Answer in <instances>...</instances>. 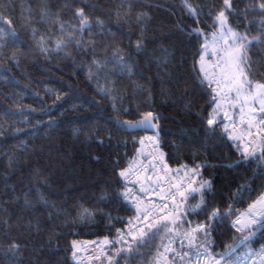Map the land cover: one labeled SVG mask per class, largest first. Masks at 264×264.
<instances>
[{
	"label": "trees",
	"instance_id": "obj_1",
	"mask_svg": "<svg viewBox=\"0 0 264 264\" xmlns=\"http://www.w3.org/2000/svg\"><path fill=\"white\" fill-rule=\"evenodd\" d=\"M191 2L204 5L212 0ZM45 3L49 5L51 12H59L64 22L73 19L72 12L64 8L65 0H0V9L8 6L9 10L4 14L13 18L18 33L17 39L23 42L16 47L8 42L0 49V264H7L4 254L12 241L21 245L17 257L22 259L18 264H34L37 258L41 264H76L72 260L73 241H76L77 248L86 242L110 238L115 235L116 228L125 227L122 223L110 222L100 210L103 213L111 212L113 217H122L125 221L134 215L133 211L125 210L127 205L121 207L114 193L121 190L119 169L127 167L134 159L137 162L142 158L137 154V149L141 148L140 140L147 133L117 128L113 123L117 119L121 122L137 121L149 111L158 114L160 151L165 154V160L170 167L183 164L192 167L207 161L208 167L201 169V176L197 180L213 181L214 194L207 197L211 205L226 207L232 203L231 193L247 183L243 197L234 203L233 211L239 214L246 211L248 205L264 193V176H254V170L257 168L255 160L235 168L226 167L240 159L241 155L224 131V124L229 121L225 120L222 112L219 117L222 123L216 128L217 135L211 139L204 136L199 120L184 114L185 105L190 100H195L199 106L195 110L205 109V118L211 111L208 105L210 96L204 95L193 84V53L199 49V44H189L179 33L163 41L166 52L160 48L159 41L149 44L144 55L132 54L131 62H134L136 75L130 80L126 74L120 76L119 69H115V74L108 77L110 81H116L113 95L100 96L98 88L107 86L104 74H100L97 84L96 80L89 81L88 73L90 69L95 71L92 61L97 57L110 55L111 49L105 51L99 46L100 38L97 36L96 57L91 51L85 53L74 46L66 50L67 56L63 52H53L51 56L41 55L31 35V28L38 29L36 40L40 35L51 36L53 39L60 35L59 24L52 20L41 21L39 9ZM79 3L87 5L93 32L99 31L95 25L96 19L99 18L106 22V28H111L112 32L117 33L113 47L120 44L127 49L129 35L135 40L139 34L135 17L140 12L148 13L152 18L147 24L149 36H159L162 31L174 32L177 21L189 26L193 23L191 19L185 18L181 0H79ZM129 4L133 10L129 16L124 17ZM29 11L34 23L26 28L25 17ZM118 11L121 13L119 21L116 15ZM250 15L258 22L257 14ZM124 19H127L128 23H124ZM202 19L205 26L210 23L206 17ZM232 23L235 24L236 20ZM162 24L167 27L162 29ZM205 30L211 35V29L206 27ZM121 31L123 38L120 36ZM240 31L243 32L244 29L241 28ZM256 34L257 27L254 24L249 30V35ZM84 39H89L87 32ZM112 39L106 37L105 42ZM54 46L48 45L50 48ZM259 49L260 46L253 48L251 55L254 60L260 55ZM13 54L18 62L9 60ZM165 55L170 61L168 71L172 73L173 81L180 79L179 86L175 83L162 85L160 82L162 73H158L154 61ZM113 67L112 64L107 65V69ZM142 77L150 78L151 85L145 84ZM133 81L151 87V97L146 93H135ZM185 82L189 90H195V95L183 96ZM204 87L210 91L207 85ZM162 88L168 91L162 92ZM58 94L62 97L60 101H56ZM124 109L128 110L127 113ZM228 112L233 114L231 108H228ZM234 117L238 132L240 119L235 115ZM254 132L256 129L252 130V137L248 138L254 139L253 143L258 144V159L259 138ZM101 137L104 138V145L96 143ZM253 143L250 144L248 139H245L240 145L241 151L245 145L249 149L253 148ZM97 156L99 160L93 158ZM10 157L16 161L11 167L8 163ZM35 169H40L48 178L45 192L50 202L72 213L68 219H76L77 213L83 210L93 211L95 215L82 222L65 225L64 216L49 221V209L36 212L25 209L24 193L32 189V195H35ZM102 195H108L112 202H101L99 197ZM198 200L199 195L191 203L195 204ZM235 217H229L217 227L212 237L215 247L209 249L211 252L220 253L226 244L232 243L234 236L241 237L242 234L235 232L231 227ZM189 219L195 224L204 219V216H191ZM29 220H32L33 224L39 220L41 231L22 227ZM4 221L8 222L7 225ZM49 237L53 241L51 246L46 243ZM159 243L157 239L156 244ZM251 243L253 250H257L264 243V233H257ZM41 247L44 252H37L36 249ZM50 247L58 250L49 251ZM119 247V244L109 247L107 254L110 255ZM173 247L179 249L180 241L177 240ZM160 250L163 251V248ZM246 251L247 249L241 248L237 255ZM139 252L149 253V249H139ZM155 253L156 248L152 247L148 255L116 259L119 264H152L156 259ZM84 264L100 262L91 259ZM104 264H108L107 259Z\"/></svg>",
	"mask_w": 264,
	"mask_h": 264
},
{
	"label": "snow or ice",
	"instance_id": "obj_2",
	"mask_svg": "<svg viewBox=\"0 0 264 264\" xmlns=\"http://www.w3.org/2000/svg\"><path fill=\"white\" fill-rule=\"evenodd\" d=\"M241 5H243L241 7ZM181 7L185 13V18L192 20V25L183 24L177 21L174 25V32H161L159 36L147 35V24L151 21V16L148 13L140 12L135 17V23L138 26L139 34L133 41L131 35L127 37V49L120 44L115 43L117 33L112 32L111 28H106V22L102 19H96L95 25L99 29L98 32H93V24L91 17L87 13V5L79 3V0H65L64 8L72 12L73 19L69 22H64L60 13H53L49 9L47 3L41 5L39 15L42 22L52 20L59 24L60 35L53 39L51 36L45 37L39 34L38 29L31 28V35L36 41L37 48L41 55L51 56L53 52L59 54L63 52L68 55L67 49L75 47L82 49L85 53L91 51L94 57L97 56L98 41L99 46L105 51L111 49V54L103 58L97 57L92 61V67L88 73L89 81L96 80L99 84L100 74H104L106 87L98 88L100 96H112L116 89V81H110L109 76L115 74V69H119V75H127L131 80L136 75L134 71V62H131L132 54L142 56L148 51L149 44L160 42V48H164L163 41L169 39L172 35L179 33L184 36L189 44H199V49L193 53V84L200 91L210 96L208 105L211 111L208 112L207 118L204 117L205 109L195 110L199 106L195 100H190L186 103L184 114L199 120L200 128L207 139L216 136V128L222 121L219 117L223 112L225 120L232 125L229 130V124H224V131L228 134V139L235 143L237 151L240 152L241 158L234 163L226 165L228 168H235L241 165L250 164L253 160L257 163V168L254 170V176H264V0H212L211 3L204 5L193 4L191 0H181ZM6 5L0 9V49L5 47L6 43L10 42L13 47L22 44L18 41V33L15 28V21L11 16H6L4 13L8 11ZM132 5L129 4L124 12V17H127L132 12ZM258 15V22L255 17L250 14ZM118 21L121 19V13H116ZM202 17H206L210 21L205 26ZM236 20L233 24L232 21ZM24 27H29L34 23L32 13L29 11L25 17ZM124 23H128L124 19ZM256 24L257 34L249 35V30ZM167 27L162 24L161 28ZM212 30L211 35L205 28ZM244 31L241 32L240 29ZM87 32L89 39L85 40L84 35ZM120 36L124 34L121 31ZM106 37H112L111 41H107ZM54 44V48L48 45ZM254 46H260V55L254 60L252 52ZM215 57V61L211 65V71L206 58ZM199 57V59H196ZM10 61H17V57L13 54L9 57ZM155 64L160 76L162 85L165 83L180 84V79L173 81V75L168 71L170 63L168 56L155 59ZM183 61H181L182 63ZM112 64L113 69H107V65ZM198 69V70H197ZM165 77L167 79H165ZM143 78V77H142ZM145 79V84L151 85L150 78ZM135 85V93H146L149 97L152 95V88L146 87L145 84H139L133 81ZM207 85V91L205 89ZM185 91L183 96L195 95V90H189L187 82L184 84ZM168 89L162 88V92H167ZM62 97L58 94L56 101H60ZM259 105L257 108L256 106ZM239 108L240 123L247 126V137H252V130L256 129V137L259 138V158L257 159L256 148L249 149L244 147L241 151L240 145L245 141V130L240 129L239 134L235 128L234 113L230 114L227 108ZM115 110V105H114ZM127 113V109L123 110ZM259 116V118H258ZM158 114L149 111L144 114V117L138 121H123L119 119L113 121L117 128L121 129H152L154 135L141 138V148L137 149V154L144 159L151 157L154 161L151 165L137 163L134 159L127 167L120 168L118 176L120 178L121 190L115 192L117 202L125 210L133 211L125 221L122 217H113L111 212L103 213L110 222L122 223L124 228H116V236L113 239L105 237L103 241L93 242L99 243L100 250L95 256H92L93 261H99L104 264L107 259L108 264H119L116 257L127 256L131 258L135 255H148L152 247L156 248V259L152 264H264V245L258 250H253L252 241L257 236V233H264V193H262L256 201L248 205V209L237 214L233 211L234 203L243 197L244 191L248 184L240 185L237 190L231 193L232 203L226 207L219 204L214 206L207 199L208 195L214 194L212 180H197L196 177L201 176V169L208 167L207 161L195 164L189 167L187 164L180 165L173 170L169 167L165 160V154L160 152V126ZM78 131V130H76ZM111 137H109L110 139ZM152 145L153 151L145 154L144 145L146 143ZM250 140L249 143H253ZM98 145H104V138L96 140ZM96 160L100 158L93 157ZM14 161L9 158V166L13 165ZM119 163L118 161L116 162ZM115 170V169H114ZM143 170V171H142ZM155 171V178L152 175H147L148 171ZM181 172L184 175H181ZM163 173V175H160ZM135 177V179H133ZM33 178L36 180L35 195H32V189L24 193V208L36 212L41 209H49L47 219L55 221L60 216H64V224H75L84 220L90 219L95 215V212L83 210L77 213L76 219H68L72 215L71 212L62 207H58L54 202H50L45 189L48 187V178L40 169H35ZM252 182V181H250ZM131 185V186H129ZM137 185L139 191H136ZM154 194L157 199H145L146 196ZM199 195V200L195 204L191 201ZM18 199V198H17ZM101 202L111 203L112 200L108 195L99 197ZM203 215L204 219L198 220L195 224L189 219L191 216ZM236 216L232 221L231 227L235 232L241 233V237H233L230 244H226L224 250L220 253H213L209 249L215 247L212 239L213 233L217 227L223 224L229 217ZM94 222V221H93ZM7 225V221L3 222ZM54 226V225H53ZM29 230L35 229L41 231V223L39 220L33 224L29 220L26 225H22ZM244 233H247L244 235ZM58 234V233H54ZM202 238V239H201ZM157 239L160 243L156 244ZM180 241V248L176 249L173 245L176 241ZM165 241H167L165 243ZM185 242L187 250H185ZM46 243L51 246L52 238L49 237ZM72 260L76 264H84V260L77 255L76 241H73ZM115 252L107 254V247H115ZM149 249V253H140L139 249ZM163 248V251L160 249ZM241 248L247 249L242 255H237ZM58 249L50 247L49 251L55 252ZM21 251V245L18 242L12 241L9 244L8 251L4 254V261L7 264H18L22 257H17V253ZM37 252L43 253L44 248L36 249ZM34 264H41L37 258Z\"/></svg>",
	"mask_w": 264,
	"mask_h": 264
},
{
	"label": "built area",
	"instance_id": "obj_3",
	"mask_svg": "<svg viewBox=\"0 0 264 264\" xmlns=\"http://www.w3.org/2000/svg\"><path fill=\"white\" fill-rule=\"evenodd\" d=\"M215 57H212V56H209V59H208V66L210 67V69H211V65H212V63L215 61ZM227 111H228V108L226 109ZM223 113V112H222ZM228 124H229V128L231 129L232 128V125L230 124V122H228ZM235 128H236V126H235ZM150 136H153L152 134H145L144 136H143V138H147V137H150ZM142 147V146H141ZM144 147V152H145V154H147L148 152H151V151H153V148H152V145L150 144V143H148L147 141H146V143H145V145L143 146ZM159 151H160V149H159ZM161 152V151H160ZM154 161L152 160V158L151 157H148L147 159H144L143 157L140 159V160H138L137 161V163H144L145 165H151V163H153ZM180 166V165H179ZM179 166H175V167H170L171 169H173V170H175V169H177ZM143 171V170H142ZM155 171L156 170H153V171H148L146 174L147 175H152L153 176V178H155ZM160 175H163V173H160ZM181 175H184V173L183 172H181ZM198 177H196L195 179H197ZM133 179H135V177H133ZM129 186H131V185H129ZM136 191L138 192L139 191V186L137 185V187H136ZM145 199H153V200H155V199H157L156 198V196L154 195V194H150L149 196H146L145 197ZM115 236H116V233H115V235L114 236H112V237H110L109 239H113V238H115ZM100 241H103V240H100ZM99 240L98 241H94V242H100ZM93 243V242H92ZM91 243V244H92ZM94 244V247L93 248H98L99 250H100V245H99V243H93ZM262 245H264V243L262 244ZM107 247V249L109 248V247H111V246H106ZM261 247V246H260ZM259 247V248H260ZM258 248V249H259ZM257 249V250H258Z\"/></svg>",
	"mask_w": 264,
	"mask_h": 264
},
{
	"label": "rangeland",
	"instance_id": "obj_4",
	"mask_svg": "<svg viewBox=\"0 0 264 264\" xmlns=\"http://www.w3.org/2000/svg\"><path fill=\"white\" fill-rule=\"evenodd\" d=\"M207 62H208V57L206 58ZM255 145V144H254ZM236 219V217L234 218V220ZM247 233H244V235H246ZM94 241L91 242H86L84 244H82L81 246H78V257L80 259L84 260V263H88L91 260L92 256H95L99 253V249L98 248H93L94 244L92 243ZM92 243V244H91Z\"/></svg>",
	"mask_w": 264,
	"mask_h": 264
},
{
	"label": "crops",
	"instance_id": "obj_5",
	"mask_svg": "<svg viewBox=\"0 0 264 264\" xmlns=\"http://www.w3.org/2000/svg\"><path fill=\"white\" fill-rule=\"evenodd\" d=\"M208 59H209V57H208ZM207 63H208V62H207ZM209 71H211L210 67H209ZM256 107L258 108L259 105H257ZM231 110H232V113H234V115L240 119V111H239V108H238V107L235 108V109H232V108H231ZM240 125H241V123H240ZM241 128H243V129L245 130L244 134H245V136H246V139H248V142H249L251 139H249V138L247 137V131H246L247 126H246V125H241V126H240V129H241ZM240 129L238 130L237 134H239ZM253 130H255V128H254ZM254 134H256V132H254ZM254 144H255V143H253V147L256 148V146H257L258 144H255V145H254ZM245 147H246V145H245Z\"/></svg>",
	"mask_w": 264,
	"mask_h": 264
},
{
	"label": "water",
	"instance_id": "obj_6",
	"mask_svg": "<svg viewBox=\"0 0 264 264\" xmlns=\"http://www.w3.org/2000/svg\"><path fill=\"white\" fill-rule=\"evenodd\" d=\"M143 117H144V115H143L141 118H139L138 120H141ZM138 120H137V121H138ZM125 130H126V131H130V132L141 131V132H143V133H147V134H152V135H154V130H152V129L135 128V129H125Z\"/></svg>",
	"mask_w": 264,
	"mask_h": 264
}]
</instances>
